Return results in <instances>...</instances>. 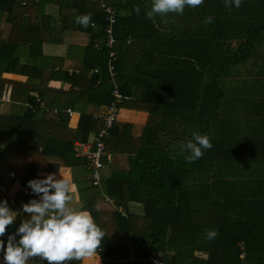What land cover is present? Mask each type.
Wrapping results in <instances>:
<instances>
[{
  "label": "trees",
  "instance_id": "1",
  "mask_svg": "<svg viewBox=\"0 0 264 264\" xmlns=\"http://www.w3.org/2000/svg\"><path fill=\"white\" fill-rule=\"evenodd\" d=\"M49 2L24 0V4L17 6L15 0H0V97L3 86L12 84L9 95L11 107L7 113L0 108V181L6 176L9 181L18 180L20 184L13 203L5 194H0V201L6 200L9 208L17 213L15 222L0 239L6 243L8 235L15 233L20 223L29 218L22 206L39 197L32 193L27 182L45 178L46 175H39L35 169L37 161H45L49 173L59 172L62 166L68 167L77 187L81 209L88 211L104 231L98 252L102 264L135 263L120 262L126 256V239L132 242L137 256L144 250L145 255L155 254L163 264H264V218L242 220V213L224 211L226 203L223 201L215 209L212 208L213 203H205L212 190L207 186L199 187L204 180L198 174V160L187 163L184 156L190 153L185 151L181 154V145L178 147L175 139L166 143L160 140L166 129L163 124L166 108L172 105V101L175 105L176 93L168 92V99L160 93L161 86L152 83L160 77L133 76L128 71V50L117 54L116 42L111 49L116 55L112 61L115 82L120 92L133 98L120 107L147 109L150 115V111L162 106L161 102L167 106L163 111V122L156 126L147 123L137 137L131 134L130 125L118 120L113 123L103 143L108 153L118 151L128 155L127 169L111 170L97 185L92 183L91 171L85 158L76 155L75 143L89 141L90 137L97 135L106 111L94 114L102 107L107 110L112 100L108 72L110 50L105 46L108 24L105 7L110 5L107 0H103L105 7L95 0L71 2L74 7L83 8L85 13L82 14L91 13V23L99 26V31L89 43L83 49L81 47L85 54L78 73L61 75L71 83V90L79 88V92L72 93V96L68 92L71 100L66 105L76 110L75 104L83 103L78 108L80 117L77 125L71 128L64 110L69 107L63 104L59 106L58 113H54V107L45 98L50 75L39 66L44 61L41 46L48 34L49 17L45 8ZM118 10L114 9L112 34L115 41H125L129 34L127 31L121 34L124 20ZM8 22L13 25L6 29ZM96 42L99 49L94 47ZM20 58L24 60L20 61ZM212 63V60H198L200 68ZM136 68L143 66L137 65ZM94 69L97 70L98 82L91 85L88 76ZM3 73H17L26 79L21 82L6 80L2 78ZM205 78L203 71H198V83ZM36 95L39 100H45L44 106L36 101ZM38 134L44 138L40 148L34 140ZM107 162L104 158V163ZM133 202L141 204V212L122 216L118 207L127 210L128 204ZM212 229L218 235L209 241L206 234ZM117 240L121 243L119 247ZM198 251H203L206 256L196 255ZM241 252H244L243 259L239 258ZM79 262L70 261L68 264ZM0 264H4L2 252ZM28 264L47 262L36 258L35 262L31 259Z\"/></svg>",
  "mask_w": 264,
  "mask_h": 264
},
{
  "label": "crops",
  "instance_id": "2",
  "mask_svg": "<svg viewBox=\"0 0 264 264\" xmlns=\"http://www.w3.org/2000/svg\"><path fill=\"white\" fill-rule=\"evenodd\" d=\"M71 2L72 0H50L45 8L49 17L48 34L41 46L44 61H41L39 66L46 72L49 71L48 93L45 98L54 107V113H58L59 106H67L72 93L79 92L78 87L71 90V83L64 79L66 76L61 75L65 72L78 73L85 54L82 49L99 31L96 24L90 23L88 27H83L75 22V17L85 12L82 7H74L75 4ZM107 2L110 7L119 9L118 12L123 17L121 34L123 31L129 34L125 41H115L117 54L128 50V71L133 76L160 77V80L155 78L152 83L161 86L159 92L164 93L167 99L170 97L168 92L176 93L175 105L173 101L171 106L168 105L165 117L163 111L167 105L161 102L162 106H159L158 110L150 111V115L147 109L142 111L121 108L118 121L130 125L131 134L137 137L144 125L149 123L156 126L163 122L164 117L166 121L163 124L166 129L162 132L160 140L166 143L169 139H175L178 147L192 140L194 132L208 136L212 148L203 150V156L198 159V174L202 181L204 180L199 187L207 186L212 190L205 203H213L212 208L215 209L223 201L226 203L224 211L227 213H242V220H262L264 0H242L240 8L233 6L231 9L225 6V0H204L199 7H185L183 15L170 13L167 17L156 16L154 19L146 16L151 7V0ZM15 4L21 5L18 0H15ZM135 6L140 8L139 15L133 11ZM208 17H212V23H206ZM165 19L167 23L164 22ZM12 25L8 22L6 29ZM98 42L94 46L97 49L100 47ZM21 60L24 58H20ZM198 60H212L213 63L200 68ZM137 65H142L143 68L138 69ZM220 66L221 68H217ZM93 71L97 72L96 69ZM198 71H203L206 76L200 83ZM2 78L17 82L26 79L17 73H3ZM80 82L83 83L84 80L81 79ZM7 88L11 92L12 84L6 83L3 90L6 91ZM4 96L5 94H2L1 97ZM36 101L40 106L45 104V100H39L37 95ZM3 103L9 105L4 112L7 113L11 107L10 99L0 102L1 110ZM82 104L78 102L74 107L76 110L71 109L73 114L68 115L69 127H76L80 117L78 108H81ZM105 111V107H102L94 116ZM43 139L40 134L34 138L39 148ZM124 156L128 158L126 153H109L108 162L104 163L102 169L104 178L111 170L127 169V158ZM35 169L39 175L49 174L48 163L45 161H37ZM54 174L57 179L63 176L70 181L73 196L71 206L81 209L77 187L72 182L68 167L62 166L59 172ZM19 189L18 180L9 181L8 177L4 176L0 181V192L5 194L11 203L14 200L13 195ZM128 205L127 210L123 208L124 213H121L118 207L122 216L141 212V204L133 202ZM196 255L206 256L203 251H198ZM35 260L36 258L34 262ZM79 264H102V257L98 254L92 259L80 261Z\"/></svg>",
  "mask_w": 264,
  "mask_h": 264
},
{
  "label": "clouds",
  "instance_id": "3",
  "mask_svg": "<svg viewBox=\"0 0 264 264\" xmlns=\"http://www.w3.org/2000/svg\"><path fill=\"white\" fill-rule=\"evenodd\" d=\"M204 0H151L149 19L168 14L183 15L185 7L196 8ZM242 0H225V6L240 8ZM133 11L139 15L140 8ZM75 22L83 27L91 23V13L75 17ZM167 23V20H164ZM212 23V17L206 19ZM193 139L181 145V154L185 151L187 163L200 159L204 151L212 148L208 136L192 134ZM57 179L49 173L43 179L29 180L28 186L39 199H32L23 204V212L29 218L22 221L15 233L9 234L7 242L0 239V252L4 264H28L29 260L39 258L47 264H68L70 261L92 259L101 247L104 231L95 223L92 215L72 205V185L61 176ZM17 213L11 210L6 200L0 201V237L5 236L8 227L16 220ZM218 235L215 229L209 230L206 238L211 241ZM19 237V239H17Z\"/></svg>",
  "mask_w": 264,
  "mask_h": 264
},
{
  "label": "built area",
  "instance_id": "4",
  "mask_svg": "<svg viewBox=\"0 0 264 264\" xmlns=\"http://www.w3.org/2000/svg\"><path fill=\"white\" fill-rule=\"evenodd\" d=\"M102 7L104 6L103 0H99ZM20 4H24V0L20 2ZM105 11L107 13L108 24L105 29L106 40L105 46L110 50V61L108 62V72L110 81L112 84L111 96L112 100L107 106L106 114L103 118V126L101 130L97 133V135L92 136L89 141L85 142H76L75 143V151L76 155L79 157H84L86 160L87 168L91 171L92 183L97 185L103 179L102 169L104 166V158H107L109 153L105 148L103 143V138L108 136L109 130L111 129L113 123L118 120V113L121 109L120 105L125 101H130L132 97L128 94L122 93L119 91L116 82L115 75L116 72L114 70V65L112 63L115 60L116 55L115 52L112 51V47L115 43V38L112 34V24L115 22L116 12L111 7H105ZM67 114L70 116L73 114L70 108L66 109ZM109 200V199H107ZM111 201V200H109ZM121 213H124L123 208H119ZM126 247V256L122 259L121 263L127 262H136L139 261V264H163V261L157 257L155 254L152 255H144L140 257V255H136L134 250V246L130 239L125 241ZM99 249H97V253ZM244 252H241L239 255L240 259H243Z\"/></svg>",
  "mask_w": 264,
  "mask_h": 264
},
{
  "label": "rangeland",
  "instance_id": "5",
  "mask_svg": "<svg viewBox=\"0 0 264 264\" xmlns=\"http://www.w3.org/2000/svg\"><path fill=\"white\" fill-rule=\"evenodd\" d=\"M22 0H18V2H19V4H20V2H21ZM2 94H5V96L4 97H0V102L2 101V100H5V101H9V98H10V96H9V94H10V91H9V88H7L6 89V91H5V89L2 91ZM2 96V95H1ZM5 103H3V105H2V111L3 112H5V111H7V108H9V105H4ZM119 114V113H118ZM90 139H91V137H90ZM130 151H131V148H130ZM123 154H125V153H123ZM112 155V154H111ZM124 157H126V156H124ZM127 158V157H126ZM0 194H2L1 192H0ZM14 196V195H13ZM134 206V205H133ZM80 208L82 207L81 206V203H80V206H79ZM120 242H118V240L116 241V245H117V247H119L120 246ZM98 255V254H97Z\"/></svg>",
  "mask_w": 264,
  "mask_h": 264
},
{
  "label": "water",
  "instance_id": "6",
  "mask_svg": "<svg viewBox=\"0 0 264 264\" xmlns=\"http://www.w3.org/2000/svg\"><path fill=\"white\" fill-rule=\"evenodd\" d=\"M89 80H90L91 85L96 84V81H97V72L96 71H92ZM144 255H145V251L141 250L140 251V257H143ZM134 264H139V261H136Z\"/></svg>",
  "mask_w": 264,
  "mask_h": 264
}]
</instances>
